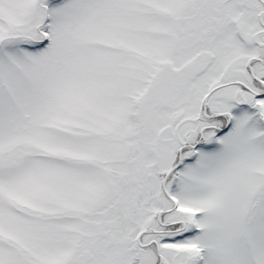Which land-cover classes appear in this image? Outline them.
<instances>
[{"label":"snow or ice","instance_id":"snow-or-ice-1","mask_svg":"<svg viewBox=\"0 0 264 264\" xmlns=\"http://www.w3.org/2000/svg\"><path fill=\"white\" fill-rule=\"evenodd\" d=\"M0 264H264V0H0Z\"/></svg>","mask_w":264,"mask_h":264}]
</instances>
